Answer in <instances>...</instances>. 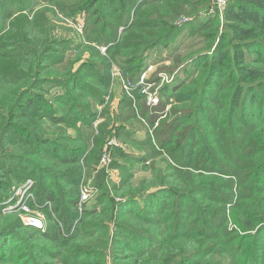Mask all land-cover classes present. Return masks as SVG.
<instances>
[{
  "label": "trees",
  "instance_id": "16d2710c",
  "mask_svg": "<svg viewBox=\"0 0 264 264\" xmlns=\"http://www.w3.org/2000/svg\"><path fill=\"white\" fill-rule=\"evenodd\" d=\"M212 3L0 0V203L32 178L49 220L26 226L0 206V264H264V0H229L180 41L176 18ZM80 13L82 39L61 26ZM162 47L153 77L177 75L157 106L139 105L156 141L138 139L127 94L115 119L107 109L112 64L136 81ZM111 135L144 154L112 148L119 180L99 171L81 215V179ZM129 162L151 175L136 182Z\"/></svg>",
  "mask_w": 264,
  "mask_h": 264
},
{
  "label": "built area",
  "instance_id": "2783aa9c",
  "mask_svg": "<svg viewBox=\"0 0 264 264\" xmlns=\"http://www.w3.org/2000/svg\"><path fill=\"white\" fill-rule=\"evenodd\" d=\"M229 0H213L212 6L210 7L211 14L219 15L220 18L223 19L224 11L228 4ZM83 27H79V31L82 30ZM106 46L102 48V52H106ZM157 72V69L153 65H149L139 76V78L135 81L127 76L123 70L114 64L112 66V78L113 80H118L123 91L132 99L133 105L136 108L137 113L140 115L139 106H138V97L136 95V91L139 90L138 95L142 96L143 101L149 108H153L157 106L161 101L162 94V85H159V80L164 82L174 79V74L169 75L165 71H160L157 73V77L154 78L153 74ZM158 83V84H156ZM108 99V97H107ZM168 105L167 108H169ZM148 126V121L146 118H141ZM154 128V126H153ZM115 132V131H114ZM151 136L153 141L155 140V135L153 130H151ZM114 147H123L122 142L118 139L117 136L111 135L106 143L104 151L94 167L93 177L88 180V184H85V180L83 179L80 187V197L77 203V208L79 213L82 215L85 210L88 208L89 204H91L96 190L98 187L91 184L94 182L95 175L101 171L105 170L108 177L114 182L118 181L119 177L117 176L115 170L112 167L114 162V157L111 153L112 148ZM149 164L150 161H147ZM35 182L32 178H28L25 182L20 184H15L11 190V196L5 201L3 204L7 206H3L4 212H18V216L22 220L23 224L35 226L37 228L46 229L47 221L46 217L41 213H37L33 207V204H36V197L33 192ZM38 222V223H37Z\"/></svg>",
  "mask_w": 264,
  "mask_h": 264
},
{
  "label": "rangeland",
  "instance_id": "374dc122",
  "mask_svg": "<svg viewBox=\"0 0 264 264\" xmlns=\"http://www.w3.org/2000/svg\"><path fill=\"white\" fill-rule=\"evenodd\" d=\"M210 15H212L211 14V12H210V8H208L207 10H204V11H202V13H201V15H200V20L199 19H197L195 16H189V15H187V14H183V15H180L179 17H177L176 18V20H175V24L177 25V26H179V40L180 41H182V42H185V43H187V42H193V40H197V38H198V35H192V32H193V30H194V28H196V26L198 25V23L199 22H202L204 19H206V18H208V16H210ZM213 15H215V14H213ZM78 19L77 20H73V19H68V18H66V17H61V20L63 21V23H62V25L61 26H63V27H66L67 29H69V30H71V32L72 33H74V34H76L77 36L78 35H82L83 37L85 36V34H86V22H87V20L86 19H84L83 17H77ZM197 19V20H196ZM222 19V18H221ZM79 27H83L82 28V30H78L79 29ZM78 28V29H77ZM80 36H78V38L80 37ZM82 39V38H81ZM101 47V51H102V48L104 47V46H100ZM207 47V45H202V46H200L199 48H201V49H203V48H206ZM107 49V48H106ZM168 50H169V48L167 47V48H165V47H162V48H160L159 50H157V48L155 49V50H153V51H151V58L147 61V64H149V63H151L150 65H153L157 70H158V68H161L162 66H166L167 64H169L167 61H165L164 60V56L166 55V53L168 52ZM102 53H106V52H102ZM200 62V61H199ZM199 62H196V63H194L195 65H198L199 64ZM115 63H113L112 64V66L114 65ZM195 65H192V66H195ZM112 69V68H111ZM165 71V70H164ZM165 72H167V74H169V75H172V74H174V78L176 77V75H177V72H169V71H165ZM187 71H184V72H181L180 74H178V75H180L181 77L186 73ZM175 79H173V81H174ZM159 85L158 86H160V85H162V87L165 85V84H169V83H172V80L170 81V82H168V81H164V82H162V81H160L159 80ZM158 83H156V84H158ZM119 88V90L117 91V93L119 94V93H121L120 94V96L122 97L123 96V94H122V92H120L121 91V89H120V87H118ZM162 89V88H161ZM138 92H139V90H137L136 91V95H138ZM125 93V92H124ZM126 94V93H125ZM162 95V94H161ZM119 96V97H120ZM107 97V96H106ZM112 100V99H111ZM143 103V100L141 99V100H139V98H138V106L140 105V104H142ZM114 105H116V104H114ZM111 102L108 104V106H110V108H107L108 110H110L111 111V114H112V116L114 117V119H115V116H116V114H117V112H118V110H119V105L116 107V106H114ZM105 106L106 105H103V107L101 108V109H99V110H101V111H103V109L105 108ZM133 107H134V105H133ZM106 109V110H107ZM134 109H135V111H136V108L134 107ZM139 111H140V108H139ZM136 113H137V111H136ZM137 115H138V117L136 118V119H134L132 122H133V126H134V130H135V132L137 133V138L138 139H144L145 137H146V135H151V130H153V132H154V134H155V127L153 128V126L149 123V121L147 120V118H146V120L148 121V124H149V126L141 119L142 118V116H141V113H140V115L137 113ZM105 121V120H104ZM104 121H101L102 123L104 122ZM118 121H115L114 123H112L111 124V126H113V125H115L116 123H117ZM124 142V141H123ZM142 142H144V141H142ZM123 147L126 149V150H128L129 152H131V153H141V154H144V152H143V150H145V149H138V148H136V147H134V146H131L130 144H129V142L128 143H126V145H124L123 144ZM148 154V153H147ZM159 159V158H158ZM122 162H127L126 160H124V159H119V163L120 164H122ZM128 164H131V165H133V166H136V170H138V171H136V174H135V181L136 182H138V181H140L141 179H143V178H145V177H148V176H150L151 175V173H150V171H149V169H145V168H143L141 165L140 166H138L137 165V163H135V162H129ZM148 164V163H147ZM150 164V163H149ZM151 164H153V161H152V163ZM163 164V162H159L158 161V165H162ZM91 177H93V173H89V174H85L83 177H82V179L81 180H85V184H88L89 182H88V180H90V178ZM82 182V181H81ZM91 184H93V185H95L93 182L91 183ZM95 186H97V185H95ZM34 189V188H33ZM35 190V189H34ZM34 192V191H33ZM100 192L101 191H99V189L98 190H96V192H95V194H94V197H93V200H95L96 198H97V196L100 194ZM10 196H11V194H10ZM9 196V197H10ZM8 200V199H7ZM6 200V201H7ZM160 202H162V199H160L159 200ZM5 202V201H4ZM4 202H2V203H0V206H7L6 204H3ZM93 202V201H92ZM91 202V203H92ZM163 203V202H162ZM142 206H146L144 203L142 204ZM33 207H34V209L36 210V212L37 213H41L42 215H44L45 217H46V221H47V226H46V230L48 229V223H49V220H48V217H47V215H46V213H44L43 211H42V209H41V204H39L37 201H36V204H33ZM78 210V209H77ZM67 212H69L68 210H67ZM5 213H11V212H5ZM13 213H16V214H18V212H16V211H14ZM26 226H28V225H26ZM43 230V229H42ZM45 231V230H44ZM118 238H119V236H117ZM1 240V239H0ZM112 242H115V240H113ZM111 242V243H112ZM10 246H15V247H20V246H22V243H17V242H14V240L13 241H11V242H9L8 243ZM14 244H16V245H14ZM128 244H130V245H132V242L131 243H128ZM116 246H121V247H125V246H128L127 245V243H125V242H120V243H116V245L114 244V245H112V249H111V252H119V251H121V250H116Z\"/></svg>",
  "mask_w": 264,
  "mask_h": 264
},
{
  "label": "crops",
  "instance_id": "0c3cea01",
  "mask_svg": "<svg viewBox=\"0 0 264 264\" xmlns=\"http://www.w3.org/2000/svg\"><path fill=\"white\" fill-rule=\"evenodd\" d=\"M78 17L80 18V17H83L84 19H86V17H85V13H80L79 15H78ZM78 19V18H77ZM78 29V28H77ZM79 30V29H78ZM80 36V35H79ZM81 38H84L82 35L80 36ZM100 49H101V47H100ZM73 53L75 54V51L73 50ZM111 72H112V69H111ZM118 87H120V89H121V91L120 92H122V94H124V91H123V89H122V87H121V85H120V83L118 82V80H113V78H112V85H111V99H110V96H107L108 97V99H107V97H106V103L110 100V102L114 105V104H116V105H114V106H118L119 105V103H120V100H121V96H120V94L121 93H117V91L119 90V88ZM120 96V97H119ZM103 107V106H102ZM102 107H100V108H102ZM101 111V110H100ZM143 117V116H142ZM101 121H103V119H100L99 120V122L101 123ZM117 170V172H116V174H117V176L118 177H120V174H119V170L118 169H116Z\"/></svg>",
  "mask_w": 264,
  "mask_h": 264
},
{
  "label": "snow or ice",
  "instance_id": "6c2138e0",
  "mask_svg": "<svg viewBox=\"0 0 264 264\" xmlns=\"http://www.w3.org/2000/svg\"><path fill=\"white\" fill-rule=\"evenodd\" d=\"M38 223V222H37Z\"/></svg>",
  "mask_w": 264,
  "mask_h": 264
}]
</instances>
